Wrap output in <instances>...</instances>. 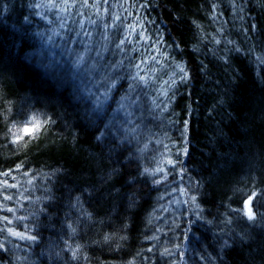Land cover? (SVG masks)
<instances>
[{"label": "trees", "instance_id": "1", "mask_svg": "<svg viewBox=\"0 0 264 264\" xmlns=\"http://www.w3.org/2000/svg\"><path fill=\"white\" fill-rule=\"evenodd\" d=\"M0 245L264 264V0H0Z\"/></svg>", "mask_w": 264, "mask_h": 264}, {"label": "snow or ice", "instance_id": "2", "mask_svg": "<svg viewBox=\"0 0 264 264\" xmlns=\"http://www.w3.org/2000/svg\"><path fill=\"white\" fill-rule=\"evenodd\" d=\"M181 72L184 71L183 68L180 69ZM49 120H45L43 122V125L41 124L40 121L36 120V118H33V122L31 123V126L28 127L26 126L23 129L24 134L27 135H32L34 132H39L41 130V128L46 125L47 123H49ZM22 137L17 136L16 139L17 141L20 140ZM244 214L248 217L249 220H254L255 219V212L253 211V207H252V200L251 198L245 202V208H244ZM69 227L71 228V225H69ZM73 232H75V229H72ZM12 235H16V236H21L23 238V235L21 233H15L13 232ZM28 239H32L34 240L35 237H27ZM109 237L105 236V239L107 240ZM0 247H3V245H0ZM79 248V246H77V249ZM73 255L75 256V251L73 252Z\"/></svg>", "mask_w": 264, "mask_h": 264}, {"label": "rangeland", "instance_id": "3", "mask_svg": "<svg viewBox=\"0 0 264 264\" xmlns=\"http://www.w3.org/2000/svg\"><path fill=\"white\" fill-rule=\"evenodd\" d=\"M36 118V120L40 121L41 124L43 125V122L45 120H47V116L43 113H32L29 114L27 117H25L24 119H22L21 121H19L17 124L13 125L12 129H11V139H12V143H16L22 139H24L25 137H29V136H35L38 132H34L32 135H27L24 134L23 129L28 126H31V123L33 122V118ZM20 136L22 137L20 140L17 141L16 137Z\"/></svg>", "mask_w": 264, "mask_h": 264}, {"label": "bare ground", "instance_id": "4", "mask_svg": "<svg viewBox=\"0 0 264 264\" xmlns=\"http://www.w3.org/2000/svg\"><path fill=\"white\" fill-rule=\"evenodd\" d=\"M26 116H27V115H26ZM26 116H25V117H26ZM10 136H11V135H10ZM11 142H12V139H11Z\"/></svg>", "mask_w": 264, "mask_h": 264}]
</instances>
